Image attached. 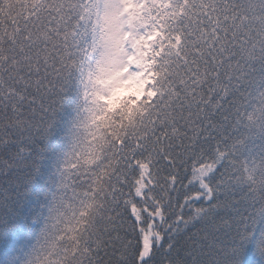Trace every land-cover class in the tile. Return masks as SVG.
<instances>
[{"label": "snow or ice", "instance_id": "6c2138e0", "mask_svg": "<svg viewBox=\"0 0 264 264\" xmlns=\"http://www.w3.org/2000/svg\"><path fill=\"white\" fill-rule=\"evenodd\" d=\"M0 264H264V0H0Z\"/></svg>", "mask_w": 264, "mask_h": 264}]
</instances>
